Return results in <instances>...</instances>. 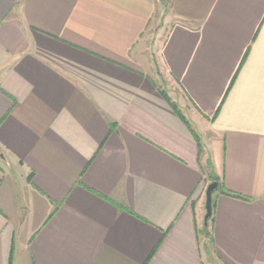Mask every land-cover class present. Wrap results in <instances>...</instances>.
<instances>
[{
  "label": "crops",
  "instance_id": "1",
  "mask_svg": "<svg viewBox=\"0 0 264 264\" xmlns=\"http://www.w3.org/2000/svg\"><path fill=\"white\" fill-rule=\"evenodd\" d=\"M0 264H264V0H0Z\"/></svg>",
  "mask_w": 264,
  "mask_h": 264
},
{
  "label": "water",
  "instance_id": "2",
  "mask_svg": "<svg viewBox=\"0 0 264 264\" xmlns=\"http://www.w3.org/2000/svg\"><path fill=\"white\" fill-rule=\"evenodd\" d=\"M3 157V155H1ZM222 187L220 182L218 181H212L206 189V201H205V209H206V214L204 217V228L209 227V222L210 219L213 216V197L214 194L218 191H221Z\"/></svg>",
  "mask_w": 264,
  "mask_h": 264
},
{
  "label": "trees",
  "instance_id": "3",
  "mask_svg": "<svg viewBox=\"0 0 264 264\" xmlns=\"http://www.w3.org/2000/svg\"><path fill=\"white\" fill-rule=\"evenodd\" d=\"M165 97H166V99L169 101V103L174 107V109L177 111L178 115H180L181 117H183L182 114H181V111L179 110V108H178L176 105H174V104L170 101V99L168 98L167 95H165ZM209 177L211 178L212 181H218V182H220V181H219V178H217V177L215 176V174H213V173H212V175H210ZM220 184H221V182H220ZM221 187H222V190H221L222 192H225L227 195H232L231 193L227 192V191L224 189V186H223L222 184H221ZM213 215H214V202H213ZM212 221H213V216H212V218L210 219L209 227L203 229V233H204L205 235L211 236V232H210V225H211V224H210V223H212Z\"/></svg>",
  "mask_w": 264,
  "mask_h": 264
},
{
  "label": "rangeland",
  "instance_id": "4",
  "mask_svg": "<svg viewBox=\"0 0 264 264\" xmlns=\"http://www.w3.org/2000/svg\"><path fill=\"white\" fill-rule=\"evenodd\" d=\"M163 12H164V10H163V8H162L161 12H160L158 15L161 16V15L163 14ZM160 22H161V19H158V22H157V21L155 22V23H156V24H155L156 26L153 27V31H154V32L152 33L151 40H152L155 36H157V30H158V29H157V26H159ZM164 31H165V30H164V28H163V30H162V34H161V38H162L163 35H164ZM154 39H155V38H154ZM157 46H158V45H156V47H157ZM206 171H208L209 176L212 175V173H213L212 170H211V168H209V170H206ZM207 180H208V178H206V181H207ZM209 180L212 182V180H211L210 177H209ZM211 182L208 181V185H209Z\"/></svg>",
  "mask_w": 264,
  "mask_h": 264
}]
</instances>
